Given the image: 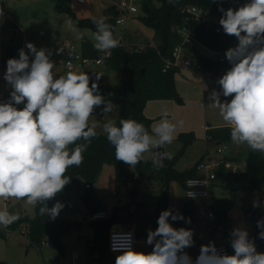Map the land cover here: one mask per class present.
Wrapping results in <instances>:
<instances>
[{"label":"clouds","instance_id":"obj_1","mask_svg":"<svg viewBox=\"0 0 264 264\" xmlns=\"http://www.w3.org/2000/svg\"><path fill=\"white\" fill-rule=\"evenodd\" d=\"M213 2L222 13L218 23L224 34L236 37L238 43L224 53L230 68L217 79L220 90H211L208 105L219 109L231 129L233 144L264 153V0H245L227 9L223 7L225 0ZM93 24L97 50L106 52L119 46L106 17L93 19ZM65 25L77 40L84 38L76 21L69 18ZM62 51L58 49L55 54ZM52 55V49L26 42L18 50V58L7 60L3 79L10 87L9 98L0 101V199L39 205L40 215L55 220L64 205L57 201L49 208L47 201L63 192L71 181L67 170L83 163V154L97 137L96 124L89 125L94 110L103 105L101 112L106 115L113 105L100 93L99 76L91 85L85 72L54 76ZM163 115L151 134L133 119H121L120 126L114 120L104 123L103 132L115 148L116 160L132 168L147 163L145 154L150 153L152 166L159 168L162 158L171 159V153L156 151L176 139V125L169 121L167 112ZM81 140L83 143H76ZM19 219L7 207L0 210V227L8 228ZM170 220L191 223L178 211H161L158 227L147 230L145 243L153 246L152 251L135 250L129 234L127 244L113 247L121 253L115 264H264V253L257 251L255 238L240 226L229 234L234 254H227L210 241L201 245L193 259L185 250L194 246V231L175 228ZM257 228L258 238L264 240V218L257 221Z\"/></svg>","mask_w":264,"mask_h":264},{"label":"trees","instance_id":"obj_2","mask_svg":"<svg viewBox=\"0 0 264 264\" xmlns=\"http://www.w3.org/2000/svg\"><path fill=\"white\" fill-rule=\"evenodd\" d=\"M140 11L138 18L151 30L152 39L157 44L155 48L137 49L134 43L129 45H119L112 49V55L104 59V65L107 71L120 74V79L115 85L108 84L98 80L100 92L112 104L119 107L117 126L121 119H133L142 123L151 134L152 119L144 114L148 102L159 99L175 98L181 101L175 82V72L178 69H169L164 71V59L170 57L172 50L181 42V38L172 31V27L184 23L183 9L188 4H197L208 9L217 10L218 6L213 0H137ZM224 6V4H223ZM59 12H67L72 18L75 13L70 10L69 0H59L57 4ZM120 16V10L110 3L103 11L101 17H106V22L112 25L113 32L117 31V19ZM100 17H84L78 20L80 28L89 29L95 32L93 19ZM189 27L196 30L201 39L215 48L225 47L224 42L212 30H206L203 26L189 22ZM95 41H92L86 35L81 39V54L85 58H96L100 56L99 51L94 47ZM15 58V56H14ZM207 70L218 73L221 70V63L209 59L198 57ZM90 85L96 80L92 75ZM90 125V124H89ZM91 126V125H90ZM98 135L92 139L87 151L83 154V163L79 166L70 167L66 175L71 177V181L65 186L63 192L58 193L55 198L47 201V206L51 208L57 201L68 204L69 194L73 187L79 186L80 182L89 185L90 188L81 190V194L87 206V212H94L102 207L101 200L93 189V186L99 180L104 166L109 164L114 167L115 186L117 189L125 188L127 193L133 197H138V193L143 187L145 181L161 182V198L158 200L157 214L152 215L147 208L138 202V209L135 213L129 211L127 205L121 204L114 206L112 213L105 220L92 221L90 226L94 231V244L88 247L89 253H98L100 262L110 261L114 263L113 254L108 249V233L110 227L115 222H135V232L138 237L147 238V230H155L158 227L155 216H159L161 211L168 209V191L172 181H178L185 188L187 179L194 177L195 169H187L184 172L176 170V158H162V167L154 168L149 158H145L147 163L141 162L134 167H129L123 161L115 158V148L107 140L106 134L101 129H96ZM230 127H224L217 130L207 129L208 139L219 143L232 144L230 136ZM178 138L184 143L192 142L196 136L194 132H182ZM76 143H83L77 141ZM237 146V145H236ZM74 148L75 145H70ZM239 150V149H238ZM233 156L225 155V160L239 162L244 158L243 151H238ZM162 153L163 149H157ZM223 183L225 190L229 192H239L242 194L243 214L247 220L254 221V237L264 250V240L258 238L257 221L264 218V174L262 176H250L246 171L228 170L220 166L216 170L214 184ZM131 189H128L129 186ZM263 200L258 203L256 198ZM96 201V203H95ZM254 204L256 206H254ZM234 205V199L228 197H215L210 207L214 210L215 220L211 228L212 232H217L220 228L229 235L228 212ZM107 208V206H106ZM34 217H22L14 222L10 227L13 230H21L26 227L25 235L30 244L38 250L44 246V242L52 243L55 249L63 254L65 248L62 244V238L71 232L73 228L79 229L82 223L79 220L51 219L48 215L42 216L39 213V205L35 206ZM197 208L194 203L189 201L183 207L182 215L191 223H186L188 228L192 229V221ZM16 213V212H15ZM185 221L180 220V225ZM195 259V258H193ZM0 264H6L0 260Z\"/></svg>","mask_w":264,"mask_h":264},{"label":"rangeland","instance_id":"obj_3","mask_svg":"<svg viewBox=\"0 0 264 264\" xmlns=\"http://www.w3.org/2000/svg\"><path fill=\"white\" fill-rule=\"evenodd\" d=\"M59 0H0V10L3 15L0 17V91L4 93V101L9 98L10 87L6 86V81L3 79V74L6 71L8 54L14 50L15 58H18V50L25 47L26 42L34 43L37 48L45 47L53 50L51 59L55 62L54 74L65 75L66 70L64 63L66 54L74 50L79 53L81 51V40L75 38V34L70 32L65 21L71 18L77 22V27L85 33V35L94 40L93 32L89 29L80 28L78 20L84 17H101L104 9L110 4L109 0H85L80 3L77 0H69V7L75 13V18H72L69 13L59 12L57 4ZM158 2V0H154ZM137 15L134 16L133 22H130L127 28L129 34L127 37L128 44L130 43H147L152 39L151 30L146 27ZM58 49H63L59 55L55 54ZM25 51L27 49L25 48ZM33 57H30L32 59ZM196 62H193L192 68H182L175 72V82L177 93L181 99L178 101L175 98L152 100L147 103L144 114L152 119V127L164 118V113H168L170 122L176 125V139L162 147L163 152L171 153L172 158H176V170L184 172L187 169H195L197 164L206 157H210V162L216 160H225L219 158L217 154V142L208 139L207 129L217 130L224 127H229L219 115V109L208 105V95L211 90H220L215 83L205 82L204 76L196 69ZM74 72H85L92 75L94 78L99 76L108 84L115 85L120 74L112 71H107L104 65H96L89 63L82 67L76 64ZM101 93V92H100ZM102 94V93H101ZM103 95V94H102ZM104 96V95H103ZM222 101L225 99L221 97ZM228 100L231 97L227 98ZM19 107H23L20 105ZM96 108L93 115L89 118V124H96V129L103 131V124L108 120L116 121L118 117L119 107L113 105L110 113L103 115L101 108ZM194 132L196 138L189 143L178 138L182 132ZM230 149L225 155L233 156L239 149L235 144H229ZM247 162L250 163V176H261L264 174V153L255 152L251 148L240 145ZM224 155V156H225ZM145 158L150 159V153L145 154ZM206 170H194L195 177H205ZM86 187L85 183L80 182L79 186L73 187L69 194V202L65 204L56 219L75 220V211L86 213L87 206L81 194V190ZM97 196L104 204L108 206L109 213H112L114 206L121 205L115 199L114 167L105 165L97 183L93 186ZM161 182L160 181H145L142 189L138 193V197L149 213L157 214L158 200L161 198ZM125 188H121L123 194ZM212 196L228 197L234 199V205L228 212L229 234L231 230L237 226L245 227L249 231L250 238L254 237V221L247 220L243 214L242 194L239 192H229L223 187V183L219 182L213 189H210ZM256 198V197H255ZM257 199V198H256ZM255 199V200H256ZM259 199V198H258ZM257 199V200H258ZM261 200V198H260ZM189 201L186 197L185 188L178 181L174 180L169 185L168 191V209L182 213L183 207ZM18 203H21L18 206ZM105 204V205H106ZM205 201L197 200L198 205H205ZM5 207L15 208L16 214L22 217H34L35 207L28 205L25 201H16L12 199L10 203H6L0 199V210ZM210 210L214 211L212 207ZM216 216V214H215ZM213 221L201 218L194 215L192 221V230L194 231V246L185 251L192 258L199 255L200 245L208 244L210 241L218 243H226L230 245V235L226 236L225 232L220 228L217 232H212ZM128 224V229H133ZM114 227V226H113ZM180 227L188 228L187 224L179 225ZM62 244L65 248L63 254L59 253L52 243L38 250L34 245L30 244L27 236L19 230L13 233L0 235V260L6 264H52L54 262L63 263L66 257H70L73 252H77L80 256L78 264H87L88 246L82 240L79 229L73 228L70 233L62 238ZM257 251L261 252L260 244L255 240ZM145 253L152 251L151 245L142 243L139 250ZM121 253H118L119 255ZM231 254L234 250L231 248Z\"/></svg>","mask_w":264,"mask_h":264},{"label":"built area","instance_id":"obj_4","mask_svg":"<svg viewBox=\"0 0 264 264\" xmlns=\"http://www.w3.org/2000/svg\"><path fill=\"white\" fill-rule=\"evenodd\" d=\"M80 3H84L85 0H77ZM110 3L115 5L120 10V16L118 17L117 31L113 32L114 38L119 40V45H129L127 42V37L129 34V28L127 26L130 22H133L134 16L137 15L140 11L137 0H109ZM245 0H225L224 8L228 7H238L240 4L244 3ZM183 12L184 23L180 25H175L172 27V31L175 32L181 38V42L174 47L171 52L170 57L164 59V71L169 69H182V68H192L193 62H196V69L202 73L204 76L205 82L207 83H217V79L221 77L229 68L230 64L224 57L225 51L236 46L238 43L236 37L225 35L222 27L219 25L218 21L222 13L218 10L208 9L204 6L197 4H188L184 7ZM189 22H195L203 26L206 30H212L215 34L220 37V40L224 42L225 47L215 48L201 39L198 35V32L189 27ZM137 46V49L145 48H155L157 49V44L153 39H150L147 43H134ZM99 51V50H98ZM100 56L96 58H85L82 56L81 52L77 53L74 50L69 53L66 57L64 66L67 71H75L76 64L84 67L89 63H94L96 65H102L104 59L111 57L112 49L101 52L99 51ZM201 58L209 59L215 62L221 63V70L218 73L207 70L203 63L200 61ZM71 64V68H69ZM58 77L60 75H55ZM0 101H4V93L0 91ZM230 149V146L227 143H219L217 146V154L219 158H223L227 151ZM224 166L228 170L234 171H246L247 170V161L246 159H241L239 162H233L231 160H216V162L211 163L210 157L203 159L199 165L198 169L206 170L207 174L205 177H191L187 179L185 183V193L186 197L189 200L194 201V204L197 200L205 201V205H198L197 215L201 218L207 219L208 221L215 220V214L210 210V205L212 202V195L210 189L214 184L216 178V170ZM86 188H90L89 185H86ZM130 185L128 189H131ZM115 199L123 204L127 205L129 211L135 213L138 209V197H133L125 191L123 194L120 192V189H117L114 193ZM12 199L5 201L10 203ZM78 220L82 223V226L79 228V234L82 240L87 244L88 247L94 244V231L90 226V222L105 220L109 217V211L106 206H102L100 209L81 215L77 210L75 211ZM159 216H155L156 221ZM172 226L179 228L180 221H171ZM110 227L108 233V249L109 252L113 255L120 253L119 251H114L113 247H119L125 245L129 242V234L131 236V246L135 249L137 244V235L133 229H119L116 227ZM13 230L10 226L8 228L0 227V235L13 233ZM22 234H25L26 227L22 226L19 230ZM49 245V242H44L43 246ZM216 247L227 254H230L229 246L226 244H216ZM201 247V246H200ZM261 253H264V250H261ZM89 258L92 259L90 264H99V254L90 253ZM79 254L73 252L70 257V264H78ZM54 264H65L54 262Z\"/></svg>","mask_w":264,"mask_h":264},{"label":"crops","instance_id":"obj_5","mask_svg":"<svg viewBox=\"0 0 264 264\" xmlns=\"http://www.w3.org/2000/svg\"><path fill=\"white\" fill-rule=\"evenodd\" d=\"M2 15H3V12H2ZM2 15H0V17L2 16ZM130 30H132V29H130ZM15 56V55H14ZM238 151H242V149H241V147H240V145H239V150ZM235 155V154H234ZM244 159H246V161H247V158L245 157V155H244ZM251 168V166H250V163L249 162H247V172L249 173V169ZM263 170H264V167H263ZM263 175V174H262ZM261 175V176H262ZM254 177V176H253ZM215 185L216 184H213L212 185V187H211V189H213L214 187H215ZM212 197H217V196H212ZM138 199H139V197H138ZM257 200V199H256ZM139 201H140V199H139ZM257 202L258 203H263V200H260V199H258L257 200ZM102 203V202H101ZM142 204H143V202H141ZM106 203H102V206H107V204L105 205ZM144 205V204H143ZM107 209H108V206H107ZM81 215H85L86 213H88L87 211H86V213H82V212H80V211H78ZM76 213V212H75ZM75 220H78V216H77V214H76V218H75ZM128 224H130L131 225V227H133V230L135 231V222H115L114 224H112V225H114V227H116V228H119V229H128V228H130V227H128ZM129 225V226H130ZM136 233V232H135ZM137 239H138V241H137V244H136V246H135V250H139V248H140V245L142 244V243H145V241H146V237H138L137 236ZM216 244H226V243H218V242H215ZM226 245H228L229 246V249H230V253H231V246L229 245V244H226ZM201 246V245H200ZM152 247V246H151ZM199 252H200V250H199ZM89 251H88V255H87V264H90L91 263V261H92V259H90L89 258ZM118 255H113V259H114V263H112V262H110V261H106V262H100L99 261V264H115V259H116V257H117ZM71 257V256H70ZM70 257H66L65 258V261H64V263L65 264H68L67 263V259H70ZM79 258H80V256H79ZM79 260V259H78ZM52 264H54V263H52Z\"/></svg>","mask_w":264,"mask_h":264},{"label":"water","instance_id":"obj_6","mask_svg":"<svg viewBox=\"0 0 264 264\" xmlns=\"http://www.w3.org/2000/svg\"><path fill=\"white\" fill-rule=\"evenodd\" d=\"M158 1H160V0H158ZM68 55H69V53L66 54V56H68ZM10 58H14V50H11L10 53L8 54V59H10ZM216 85H217L218 88H220V86L217 83H216ZM212 200H215V197H212ZM95 203H96V201H95ZM190 203H194V201L191 200ZM20 205H21V203H18V206H20ZM9 212L10 213H14L15 212V208L14 207H10ZM67 263L70 264V259H67Z\"/></svg>","mask_w":264,"mask_h":264}]
</instances>
